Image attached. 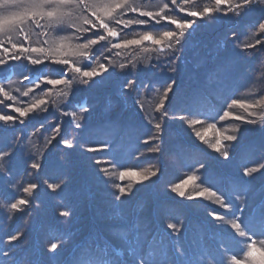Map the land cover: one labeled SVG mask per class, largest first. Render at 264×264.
Listing matches in <instances>:
<instances>
[{"label": "trees", "instance_id": "trees-1", "mask_svg": "<svg viewBox=\"0 0 264 264\" xmlns=\"http://www.w3.org/2000/svg\"><path fill=\"white\" fill-rule=\"evenodd\" d=\"M140 2L156 4L158 0ZM193 4L199 10L211 5L212 0H193ZM262 9L264 0H256L254 10L239 22L232 12L228 16L214 14V19L197 20L183 47L174 56L169 53L170 59L158 60L159 46L145 43L121 51L118 56L111 55L115 69L97 77L95 83L75 84L74 90L65 85L39 89L35 99L50 101L48 112H41L34 119H26L25 125L0 134L4 144L19 143L22 148L14 158L12 174L0 180V264H126L130 249L137 246L154 264H170L166 257L171 255L174 246L180 245L187 252L185 264H232V255L248 260L244 256L248 241L225 222L233 218L231 210L214 203L215 197H188L211 187L226 200L241 203L242 200L236 201L235 193L246 191L247 208L243 212L246 231L255 233L257 240L264 239L261 235L264 223L259 214L264 201V170L251 177L244 176L245 167L264 165V107L257 106L246 112L231 103L239 100L253 104L264 98V47H242L245 43L254 44L256 39L264 40L257 31L258 18H264ZM171 14L177 18L184 15L178 11ZM253 22L256 27H248ZM165 30L176 29L166 22L163 26L154 23L134 26L125 38H138L144 31L158 36ZM38 31L33 29V33ZM232 31L239 34L238 39L232 36ZM56 35L70 33H53ZM44 38L35 34L31 37L36 46ZM79 42L82 41L72 43ZM109 46H96L93 55L107 54L105 48ZM64 52L69 49L65 48ZM121 63L128 68L121 70ZM32 67L41 68L26 60L10 61L8 72L0 82L7 90L9 78L20 81L21 73L27 74ZM44 67L47 70L54 66ZM50 78L58 77L50 75ZM128 79H135L139 87L122 91ZM173 81L164 104L168 117L162 120L163 111H156V105ZM11 87H19L23 92L30 85L14 83ZM49 91V95H43ZM64 93H70V97ZM13 95L24 106L34 102L33 95L23 97L15 91ZM137 101L143 105V111ZM6 103L0 104V111L14 115ZM81 106L88 111L82 112ZM225 110L232 116L220 120ZM63 112L69 115L64 116ZM179 116L201 123L193 129L178 119ZM237 116L255 123H242L235 119ZM76 123H81L79 129ZM156 123H161L164 129L162 138L145 144L148 137L156 135ZM41 124L45 127L38 132ZM57 124L61 125L59 135L53 131ZM197 131L209 143L201 141L195 134ZM237 134L238 142H224L230 153L227 160L209 146L217 138L223 140L225 135ZM53 136L56 138L48 145ZM63 140H68L73 147L66 148ZM101 143L111 144L113 151H87ZM157 148L161 150L155 151ZM33 159L42 163L40 170L27 167ZM98 159L102 161L100 164L95 163ZM200 163L206 167L196 171ZM102 168L108 169L107 174L100 171ZM126 170L149 179L136 183L135 178L126 175L121 180L119 173ZM153 172L157 174L150 176ZM192 174L197 179L185 187V197L171 190L172 185ZM31 183L38 185L34 197L22 191ZM49 183L62 187L52 191L47 187ZM117 185L129 192L119 201L116 200L120 195ZM19 197L30 199L31 205L14 213L8 205ZM62 211L70 215L61 216ZM213 211L224 215L225 221L213 219L209 215ZM169 223L181 228L175 238L170 236ZM17 232L22 236L7 244V236ZM61 234L63 247L55 255L48 254L51 243L61 242ZM5 252L9 255L5 256Z\"/></svg>", "mask_w": 264, "mask_h": 264}, {"label": "snow or ice", "instance_id": "snow-or-ice-1", "mask_svg": "<svg viewBox=\"0 0 264 264\" xmlns=\"http://www.w3.org/2000/svg\"><path fill=\"white\" fill-rule=\"evenodd\" d=\"M255 6L256 0H239L238 3H234L233 0H212L211 5H206L199 10L194 6L193 0H158L156 4H142L140 0H0V81L3 80V74L8 72L10 61L22 62L26 60L32 66H41L39 69L36 67L28 69L27 74L21 73L22 79L20 81H12L9 78L7 90L4 84L0 82V96L4 97L3 100H0V104H5L6 101H10L6 103V107L14 113V115H10L3 114L0 111V134L18 125H25L26 119H34L41 112H48L50 101L44 98L35 99L34 95L42 87L47 88L48 86L58 87L65 85L74 90L73 85L75 84L90 85L91 83H95L97 77L107 75L115 69V65L110 59L111 55L118 56L121 51L145 43L159 46L160 56L157 58L158 60L160 57L170 59L169 53L174 56L176 55L177 49L183 47L184 41L187 39V36L191 35V30L194 28L197 20L202 21L206 18L214 19V14L228 16L229 12H232L234 13L236 21L239 22L243 17L252 12ZM152 8L156 10H149ZM177 11L184 15L177 18L171 14ZM261 13L262 17H264V9L261 10ZM189 17L192 19H189ZM258 19L259 27L257 31L261 36H264V18ZM163 22H166L167 26L174 25L176 30H165L160 32L158 36L153 35L150 31H144L138 38H125L126 33L131 31L134 26H150L153 23L163 26ZM248 27H256V22L251 23ZM34 28L39 31L33 33ZM61 32L70 33V35L53 36V33ZM34 34L45 37L42 41L37 42L39 46H36L32 42L31 37ZM232 36L237 39L239 38V34L236 31H232ZM57 41L60 42L57 43ZM63 41H67L68 43L66 44ZM73 41L82 42L73 44ZM173 41H175V46L173 45ZM6 44L10 45V47L5 46ZM103 44L110 45L105 48L107 54L94 56L93 53L96 50V46H103ZM257 45L264 47V40L256 39L254 44L245 43L242 47L244 49H251ZM65 48H68L69 52H64ZM101 60L104 62H101ZM46 64H51L54 67L47 68L46 70L44 67ZM132 66L134 67L135 65ZM119 68L125 70L128 68V65L121 63L119 64ZM50 75H56L58 78H50ZM76 76L80 77L79 81L76 80ZM14 83L21 86L30 85V87H27L25 91L21 92L19 87H11ZM174 83L173 81L164 89V95L156 105V111H163L162 120L168 117V113L164 109V104L168 98V94L172 91V85ZM138 87V82L135 79H128L122 85V91L127 90L130 92ZM13 91L23 97L33 95L34 102L24 106L21 101L17 100V96L13 95ZM49 94L50 91L43 95ZM64 95L70 97V93H64ZM137 95H139V92H137ZM231 103L232 105H239L248 112L257 106L264 107V98H261V100L253 104H247L239 100H232ZM17 104L21 106H17ZM137 104L140 110L143 111V105H140L138 101ZM81 111L86 113L88 109L81 106ZM62 115L68 116L69 113L63 112ZM72 115H75V113H72ZM230 116H232V113L225 110L224 114L220 116V120H224ZM178 119L185 121L193 129L197 124L201 123L197 119L187 120L185 116H179ZM235 119L240 120L242 123H255L254 120H246L243 116H237ZM44 127L45 125L41 124L37 131L39 132ZM75 127L79 129L81 123H76ZM209 127H213V125ZM154 128L156 129V135L148 137L144 141L145 144L149 140L162 138L164 131L162 124L156 123ZM21 131L24 132L25 129L21 127ZM53 131L59 135L61 125L57 124ZM236 131L239 132V129ZM195 134L201 141L209 143L200 132L197 131ZM55 138L53 136L47 141V144L51 145ZM20 139L18 137V142ZM225 141L230 144L238 142L239 135H225L223 140L217 138L215 143H210L209 146L216 153H221L223 158L227 160L230 158V153L225 147ZM62 143L66 148L73 147L68 140H63ZM152 150L150 149V151ZM154 150L159 152L161 149L157 148ZM17 151H22L19 143L6 145L0 141V180L12 174L13 161ZM87 151H108L111 153L113 146L109 143H101L95 147L87 148ZM101 162L99 159L95 161L96 164H100ZM27 167L40 170L42 163L38 162L37 159H33L32 163L27 165ZM110 167H115V165H110ZM205 167V164L200 163L196 171ZM262 170H264V165L251 169L245 167L244 176L251 177L254 173ZM100 171L107 174L108 169L102 168ZM156 174V172H153L149 175L155 176ZM126 175L135 178L136 183H143L149 179L148 176H141L132 170L120 171L119 173L121 180ZM196 179L197 176L195 174L189 175L187 179L172 185L171 190L178 193L180 197H185L187 194L185 187L190 181L194 182ZM47 187L52 191H56L62 185L49 183ZM37 188V184L31 183L27 187H24L22 191L30 197H34ZM117 188L120 193V195L116 196L117 201L122 196L129 194L128 190L123 186L117 185ZM206 196L215 197L214 203L221 205L226 210H231L230 214L233 218L225 221V216L219 215L215 211L209 213V215L215 220L225 221L230 225L231 229L235 230L239 237L245 238L248 241L244 256L249 259L239 260L236 255H232V264H264V239L257 240L254 238L255 233L250 234L249 231H246L247 226L243 220V212L247 208V192L238 190L235 193L236 201L242 200L241 203H236L230 199L226 200L224 195L220 194L218 190L213 191L211 187L202 188L200 191L195 192L194 196L188 197V199ZM30 205V199L19 197L10 203L8 207L16 213L24 211L26 206ZM259 214L261 222L264 223V201L261 202ZM60 215L66 217L70 213L68 211H62ZM167 227L172 230L170 236L173 238L181 230L175 223H169ZM62 235L60 243L54 242L50 244L48 254L55 255L63 247ZM261 235H264V233H261ZM21 236L22 233L19 232L15 235H8L7 244L17 241ZM257 244L260 245L259 248ZM4 255L8 256L9 253L5 252ZM186 256L187 252L182 245L178 247L174 246L171 255L166 257V260L170 261V264H185L184 258ZM85 264H88V262H85ZM126 264H154V262L149 255H146L137 246L130 249Z\"/></svg>", "mask_w": 264, "mask_h": 264}]
</instances>
